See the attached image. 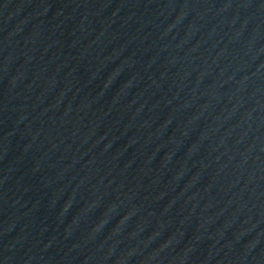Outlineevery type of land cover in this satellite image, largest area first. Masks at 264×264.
Masks as SVG:
<instances>
[{"label":"water","instance_id":"obj_1","mask_svg":"<svg viewBox=\"0 0 264 264\" xmlns=\"http://www.w3.org/2000/svg\"><path fill=\"white\" fill-rule=\"evenodd\" d=\"M0 264H264V0H0Z\"/></svg>","mask_w":264,"mask_h":264}]
</instances>
